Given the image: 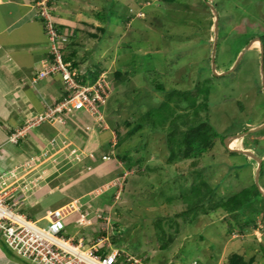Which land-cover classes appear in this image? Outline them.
<instances>
[{
    "label": "rangeland",
    "instance_id": "obj_1",
    "mask_svg": "<svg viewBox=\"0 0 264 264\" xmlns=\"http://www.w3.org/2000/svg\"><path fill=\"white\" fill-rule=\"evenodd\" d=\"M49 2L46 8L50 22L67 39L66 50H77L80 57H86V69L96 64L107 76L110 94L103 116L112 127L98 135L99 141L103 143L111 132L114 143L122 140L114 149L115 158L127 152L126 156L138 163L130 167L118 158L102 161L99 154L82 162L83 156L75 160L68 154L65 158L73 166L63 176L64 189L46 196L36 209H22V214L35 220L42 209L61 206L68 198L79 197L98 186V180L107 182L124 170L122 178L116 176L92 196L82 198L84 205L76 203L80 213H89L87 219L92 225L78 227L74 223L78 214H73L65 220L68 236L79 233L89 241L106 237L112 248L124 251L143 264H227L235 254L246 264H264V196H255L259 190L264 195V87L260 46L258 42L247 46L253 40L250 35L238 43V38L247 33L248 25L254 26L253 32L264 33V0ZM213 10L221 27L218 26L216 40L225 34L215 50ZM59 20L65 27L58 25ZM59 41L56 44L62 42ZM212 55L218 77L212 73ZM205 82L210 91L206 97L196 96V105L206 104V110H200L198 118L204 121L206 116L213 129L225 138L223 142L216 139L212 150L195 165L191 160L174 164L167 161V127L149 128L145 118L143 128L129 134L135 119L157 108L165 101L167 92L195 94V86ZM155 84L162 85L165 93L156 91ZM170 105L173 107V103ZM174 109L175 116H187L178 121L184 129L181 123L193 119L192 110L186 103ZM126 122H132L131 126L127 127ZM95 123L92 120L91 124L95 126ZM93 165L100 166L94 169ZM104 166L113 172L107 176L101 173L98 178L95 172ZM86 168H92V174L87 172L89 176L80 177ZM70 177L77 184L68 183L67 187L72 188L65 191L64 184ZM201 179L212 188V200L195 212L179 214L186 208L179 195L190 193V185H198ZM244 189L249 190L250 201L239 215L226 216L224 210L213 207L219 199ZM100 212L102 219L98 221L96 215ZM245 218L248 222L257 218L258 228L250 224L242 227ZM157 223L164 229L165 240L160 239ZM46 224L45 221L38 223L41 227Z\"/></svg>",
    "mask_w": 264,
    "mask_h": 264
},
{
    "label": "crops",
    "instance_id": "obj_2",
    "mask_svg": "<svg viewBox=\"0 0 264 264\" xmlns=\"http://www.w3.org/2000/svg\"><path fill=\"white\" fill-rule=\"evenodd\" d=\"M37 1L39 0H0V168L20 165L29 155L38 153L44 147L51 149V141L57 143V148L51 149L55 160L47 163L41 188L25 195L19 191L15 193L19 212L24 208L36 209L46 196L64 189L63 176L69 167L73 166H70L69 159L65 157L72 150L81 154L84 162L92 160L98 154L105 156L113 153L114 145L111 132L103 143L98 138L101 133L111 130L109 122L102 116L104 124L103 127H99L96 117L85 110L77 111L71 117H64L62 124L43 122L27 128L26 122L44 112L47 105L58 101L63 91L62 79L58 74L37 79V74L45 70L44 66L51 54V44L38 18ZM58 23L65 27L60 20ZM92 120L96 122L95 126L91 124ZM20 130L25 132L18 142L14 145L9 143V135ZM8 145L15 147L8 148ZM62 146L65 148L62 149ZM69 158L71 159L70 156ZM99 166H94V169ZM107 168L104 166L101 171L95 172L98 174L97 177L99 178L101 173L107 176L113 172L109 166ZM90 170L86 168L79 176L82 178L89 176L93 169ZM113 180L114 178H111L102 183L98 180V186L79 197L68 198V202L61 206L69 202L80 204L82 198L92 196L99 188ZM68 183L70 186L72 183L74 186L77 184L70 177L67 184H64L65 191L72 188L67 187ZM64 195L69 197L66 193ZM47 210L50 209H42L36 218L43 216ZM0 264L29 263L14 256L0 240Z\"/></svg>",
    "mask_w": 264,
    "mask_h": 264
},
{
    "label": "built area",
    "instance_id": "obj_3",
    "mask_svg": "<svg viewBox=\"0 0 264 264\" xmlns=\"http://www.w3.org/2000/svg\"><path fill=\"white\" fill-rule=\"evenodd\" d=\"M47 2L48 0H42L37 7L38 13L46 22V35L54 59L47 60L45 70L37 74V79L59 73L63 83L61 95H64L61 100L47 105L44 112L29 119L26 126L31 128L43 122L62 124L64 117H71L77 111L85 110L96 117L99 127H103L101 108L110 94L107 76L103 72L90 84H79L74 80L56 47L58 40L65 39L59 37L50 22ZM24 132L20 130L9 135L8 142L16 144ZM50 144L52 150L57 148L55 141ZM51 149L44 147L38 153L29 155L20 165L0 168V240L3 245L18 259L29 264H143L141 260L125 254L124 251L112 248L106 237L89 241L80 237L79 233L73 237L68 236L65 220L73 214H78L74 222L78 227L90 228L92 225L87 219L89 213H80L76 202L47 210L35 220L18 211L19 203L15 193H32L40 188L37 187L45 179L46 165L54 156ZM69 156L75 160L82 158L74 150ZM101 160L108 161L109 156H102ZM96 218L101 221L102 212L97 213ZM40 221H45L46 226H39Z\"/></svg>",
    "mask_w": 264,
    "mask_h": 264
},
{
    "label": "trees",
    "instance_id": "obj_4",
    "mask_svg": "<svg viewBox=\"0 0 264 264\" xmlns=\"http://www.w3.org/2000/svg\"><path fill=\"white\" fill-rule=\"evenodd\" d=\"M41 0L37 1L40 2ZM51 2V1H50ZM47 2V5L50 4ZM38 18L41 20L44 31L46 32V22L38 13ZM220 23V22H219ZM220 27V24L218 25ZM221 28V27H220ZM101 32L103 29H99ZM254 26L248 25V29L246 30L247 33L242 34L240 38H238V43H241L243 40H247V36H252L251 39L257 37L260 41L261 48H262V57H263V66H264V33L261 32H253ZM56 32L61 35L60 28L58 27ZM220 32V31H219ZM221 34V32H220ZM224 33L221 34L220 40L216 42V47L219 48L220 41L224 39ZM61 41V40H60ZM59 41V42H60ZM248 43V42H247ZM246 43V44H247ZM68 41H62L56 44L57 49L61 54V59L63 64L66 68L72 72L73 78L79 84H90L95 81L102 70L99 68V65L91 64V68L86 69L84 66L85 63V56L80 57L77 50H69L67 51ZM59 45V46H58ZM49 60L53 61L54 56L53 54L49 55ZM95 68V69H92ZM98 72H97V71ZM117 77H120V73H116ZM214 76V75H213ZM215 77V76H214ZM213 78V77H212ZM207 82L202 84H197L194 88L195 94L191 91H178L173 90L167 92L165 94V101L161 102L160 105L155 109H150L149 111L144 112L136 118L135 126L132 127L130 131V135L133 133L138 132L143 128V122H146L144 119L147 118L146 123H149L150 127L156 126H163L167 127L166 130V138H165V148H166V158L170 164H174L177 162H181L183 160H191L193 161L194 165L197 160H199L204 154L210 152L214 147L215 140L220 139L223 142L225 138L222 135H219L213 127L210 125L208 118L205 116L204 121L198 118L199 111L204 109L206 110V104L196 105V96H200L204 94L206 97L209 94V87L206 85ZM155 90L161 93H165V89L162 85L155 84ZM64 95V94H63ZM63 95L59 97L58 100L63 98ZM57 102V101H56ZM171 103H173V107H171ZM181 103H186L187 106L192 110V114L194 115L192 120H184L181 124L185 126L184 129L180 128L181 126L178 124V121L181 118H186L187 116H175V109L179 107ZM173 117V118H172ZM157 122H153L156 121ZM132 122H126V126L130 127ZM109 125L112 127V124L109 122ZM125 138H123L124 140ZM122 143V140L119 142L114 143L113 145V154L109 153V160L107 162H111L115 159H120L122 162L128 163L131 167L132 165L138 163L137 160L134 162L131 160L130 156H126L128 154L124 153L123 155L118 154L115 158L114 149ZM223 144V143H222ZM230 154H237L236 152H229ZM261 170V169H260ZM124 173L120 171L116 173V176H122ZM120 174V175H119ZM113 177V178H114ZM190 193H183L179 195V199L185 205V209L182 210L179 214H185L187 212H195L199 207L205 205L206 203H210L213 197V190L211 187H208L205 184V181L201 179L198 185H190ZM261 194V195H260ZM255 196H264L263 193L259 190V193H256ZM250 201L249 190L244 189L239 193L232 195L226 199H219L218 202L213 206L216 210L221 209L224 210L226 216H230L232 214H237L238 212L241 213L243 208L245 207L246 203ZM202 209V208H201ZM239 215V214H237ZM257 218H254L251 222H248L247 218L243 220L242 227L253 226L254 229L258 227L256 222ZM250 224V225H249ZM157 232L160 234V239L165 240V232L163 227L157 223L155 224ZM227 264H246L245 261L238 255H232L228 260Z\"/></svg>",
    "mask_w": 264,
    "mask_h": 264
},
{
    "label": "water",
    "instance_id": "obj_5",
    "mask_svg": "<svg viewBox=\"0 0 264 264\" xmlns=\"http://www.w3.org/2000/svg\"><path fill=\"white\" fill-rule=\"evenodd\" d=\"M213 13L215 15V22H214V42H213V45H214L213 47H214V50H215V48H216V42H217L216 36H217V32H218V19H217L218 16H217V12L215 10H213ZM255 42H258L259 43V46H260V69H261L262 77H263V84L262 85L264 87V66H263V57L261 55L262 48H261L260 41H259V39L257 37H255V38H253V40L250 41V43L247 46H249V45H251V44H253ZM211 61H212V73H213V75L214 76H217V77L220 76V74H217V72L215 70V63H214V57H213V55H212ZM233 152H236V153H246V152H243V151H233ZM258 163L260 165V162H258ZM257 173H258V170H257Z\"/></svg>",
    "mask_w": 264,
    "mask_h": 264
},
{
    "label": "clouds",
    "instance_id": "obj_6",
    "mask_svg": "<svg viewBox=\"0 0 264 264\" xmlns=\"http://www.w3.org/2000/svg\"><path fill=\"white\" fill-rule=\"evenodd\" d=\"M49 1V0H48ZM37 9H38V7H37ZM53 24H55L54 22H53ZM55 27V26H54ZM45 34H46V32H45ZM59 35V34H58ZM59 37H63L62 35H59ZM65 39V38H64ZM67 39H65V40H63V41H66ZM62 41V40H61ZM101 74V73H100ZM61 77V76H60ZM105 106V105H104ZM104 106L101 108V114H102V116H103V108H104ZM13 134V133H12ZM18 142V141H17ZM14 145V144H13ZM122 178V177H121ZM124 178V177H123ZM72 216V215H71ZM70 216V217H71ZM78 218V217H77ZM75 222V221H74ZM258 228V227H257ZM258 230V229H257ZM3 244V243H2Z\"/></svg>",
    "mask_w": 264,
    "mask_h": 264
}]
</instances>
